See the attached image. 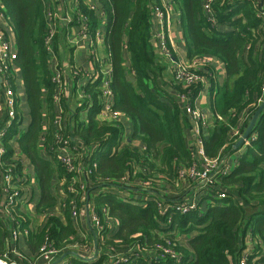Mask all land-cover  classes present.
<instances>
[{"label": "trees", "instance_id": "trees-1", "mask_svg": "<svg viewBox=\"0 0 264 264\" xmlns=\"http://www.w3.org/2000/svg\"><path fill=\"white\" fill-rule=\"evenodd\" d=\"M76 1L80 14L88 19L93 39L102 24L100 18L105 17L104 44L112 64L115 107L127 115L133 129L131 139L139 143L120 147L125 126L121 121L98 118L102 104L99 80L88 84L85 92L90 97L75 102L72 119L74 135L88 148L97 149L89 161L97 162L90 181L91 188L97 189L93 209L102 229L94 239L99 251L96 258L77 256L69 264H264V110L249 143L236 149L240 154L233 168L214 175L212 185L198 188L196 207L182 212V203L189 195L171 196L155 188L169 184L184 191L193 182L188 175H181L193 164L194 147L189 136L190 118L175 93L190 90L194 98L202 85L194 84L186 90L176 84L167 60L153 45L152 12L164 9L161 0ZM204 2L169 0V5L179 14L188 61L214 57L225 66L223 85L212 64L198 72L209 80L215 115L204 137L206 154L214 158L221 152L229 158L237 143L231 138V128L250 114L242 126L245 132L258 109L264 82V19L257 12L256 0H213L211 15L205 12ZM0 5L15 33L14 63L23 77L30 112L28 126H22L23 113L17 107L16 118L4 137L5 154L0 162L5 170L23 176V158L30 161L41 195L37 210L47 214L57 203L52 189L54 177L70 181L55 151L53 127L44 135L49 158L43 157L40 149L43 122H52L55 114L54 84L45 44L47 2L0 0ZM77 17L76 12L75 23ZM89 102L91 107H87ZM85 109L87 119L81 116ZM254 133L257 137L253 140ZM28 184L29 179L20 183L21 193ZM68 191L67 224L48 216L43 228L29 236L38 247L31 259H39L44 243L63 254L75 242L77 231L69 213L74 196ZM183 191L180 194H185ZM76 199L79 207L80 198ZM12 215L15 228L24 231L29 222L18 205L12 207ZM7 236L0 224V252Z\"/></svg>", "mask_w": 264, "mask_h": 264}, {"label": "built area", "instance_id": "built-area-1", "mask_svg": "<svg viewBox=\"0 0 264 264\" xmlns=\"http://www.w3.org/2000/svg\"><path fill=\"white\" fill-rule=\"evenodd\" d=\"M46 2L47 5L45 15L48 24V34L45 39V44L46 49L49 52V68L51 71L52 82L54 84V104L60 105V110L55 111L54 119L52 121V126H54L55 130V145H57L55 151L61 165L66 171V174L70 176V181L64 178L65 184L68 186V192L74 196L73 200L69 203V209L72 216H77L79 209L76 197H82V193L85 196V191L88 189L87 178L89 181L91 173L97 166V162L89 163V161L93 156V153L97 152V149L92 151L90 148L81 143L78 137L74 135L76 127L72 119L74 113V107L72 106L73 101H80L85 97H90V95L85 92V87L88 84L99 80L98 88L101 91L102 104L98 118L107 122H122L124 117H127V115L115 107L116 100L112 88V64L109 54L105 52L106 54L103 55L98 51V41L102 37V33L98 28L95 34V39H93L90 33L88 19L80 14L77 1L74 2L72 11L73 13L77 12V23L80 26V35L87 41V45L91 53L89 60L91 61L93 68L83 69L74 63L68 65V73L71 74V84L73 85L72 93L66 102H61L60 104L61 89L64 87L65 82L64 73H67V69L61 66L59 56L56 55L54 49V37L56 32L55 23L59 18L57 7L54 0H46ZM161 2L164 9L160 10L155 8L154 12L161 21L162 30L159 36L162 53L170 63L169 67L171 73H173L174 82L186 90L194 84H199L202 85L201 91H205L209 86V80L207 77L200 74L198 70L212 64V58L201 57L191 62L183 60L179 57L177 48L170 34L172 9L170 8L169 0H161ZM212 2L213 0H205L204 2V10L209 15H211ZM256 7L258 8L257 12L259 16L264 19V0H256ZM94 8L95 7L93 6V9ZM0 17L6 19L5 22L0 20V75L2 77V89L4 93V99L0 101L1 159V157L5 154L3 141L6 131L16 118L17 107L21 108V106L20 101H18L19 98L16 95V90L13 89L12 81V79H14V85H16L14 62L17 57V47H14L9 38L8 30H10L11 24L3 11L2 5H0ZM62 19L69 21L70 16L66 14L65 17H62ZM210 20L214 23L213 17L211 18L210 16ZM262 29L264 31V24L262 25ZM51 56L53 57V64L50 67ZM95 62H97V66H95ZM198 95L191 98L190 90L175 93L177 101L182 105L183 111H185V113L189 116L193 125L192 143L194 147V161L191 167H189L185 172H181V175H188V177L196 183H198L199 180H203L204 186H200L199 188H204L213 184L214 175L227 173L231 168H233L236 161L231 160L230 157L227 158L226 156H223L221 152L214 158L209 157L206 154L204 137L206 136V131L212 126V122H210L205 111L196 103ZM263 102L264 82L261 87V95L257 101L258 107ZM91 105L92 103L89 102L87 107H91ZM65 112L66 117L64 116ZM81 116L84 117V119H87V109L81 112ZM249 117L250 114H246L241 118L237 125H234L231 128V138L235 139V142L243 136L244 132L242 126L243 123L249 119ZM218 119L224 121L222 116H218ZM44 135L45 133H43L40 145L42 149L47 150V146L45 145L47 136L44 137ZM256 137V133H254L252 135V139L254 140ZM246 143H249L248 139L245 141L244 145H246ZM51 150L53 151V147H51ZM83 151H85L86 154L82 158L80 157L81 161L79 162L77 155ZM22 163L24 164V161ZM199 166L202 168H199ZM23 171V176L16 175L12 169L5 170L4 166L0 162V206L7 208L11 214L12 207L14 205H18L20 200H24L29 197V195L25 197V192L21 193L20 183L29 179L28 175H26L25 168ZM122 181H126V179H122ZM196 198H193L192 202H188L189 199H187L186 202L182 203V212L194 209L196 207ZM165 208L166 207H164V209ZM92 212L91 217L96 240L97 235L101 234L102 225L95 211L93 210ZM19 234V231L15 227L10 230L9 236L6 239V246H4L3 250L0 252V264H24L22 262L23 260H25L28 264H35L36 258L34 260H29L16 248L15 243L18 240ZM61 255V251L49 243H44L39 250V259H44L47 264H51ZM113 258H117V256L113 255ZM116 263L119 262L117 261Z\"/></svg>", "mask_w": 264, "mask_h": 264}, {"label": "crops", "instance_id": "crops-1", "mask_svg": "<svg viewBox=\"0 0 264 264\" xmlns=\"http://www.w3.org/2000/svg\"><path fill=\"white\" fill-rule=\"evenodd\" d=\"M59 18L57 19L56 23L58 26H56V32H55V37H54V49L55 53L57 56H59V60L61 61V66L67 69V73H64V87L61 89V94H60V104L61 102H66L69 98V96L72 93V88L73 85L71 84V74L68 73V65L71 63L77 64L83 69H89L93 68L90 59V49L88 48L87 41L84 40L81 35H80V26L79 24L74 22V13L72 11V6L74 0H54ZM65 8V11L63 12ZM70 13V14H69ZM68 14L70 16V20H64L62 17H65V15ZM105 18V17H104ZM102 19V24L99 27L102 37L98 41V51L99 53L105 55V44H104V35L106 31V22ZM0 20L2 22H5L6 19L0 17ZM152 42L153 45L156 48V51L160 54L162 53V47L160 43V36L159 34L161 33L162 30V25L159 17L155 14V12H152ZM9 33V38L11 42L13 43L14 47L16 48V39H15V33L10 26V30H8ZM170 34L173 39V42L177 48L179 57H181L183 60H188V47L186 43V39L184 36V30L183 26L180 22L179 19V14L176 11H172V16H171V24H170ZM56 37L58 39L57 44H56ZM60 37V39L58 38ZM63 40H61L62 38ZM61 41V42H60ZM57 46V47H56ZM164 56V55H163ZM52 57V56H51ZM127 58V66L129 65V57L128 54H126ZM165 58V57H164ZM166 59V58H165ZM167 60V59H166ZM168 64L170 65L169 61L167 60ZM53 64V57L50 60V67ZM212 66L214 68V72L216 74V77L218 79V82L220 85H223L226 79V70L224 64L217 58H212ZM15 72H16V95L20 100V106H21V111L23 113V125L22 126H28L30 122V112H29V106L27 102V96H26V91H25V85L23 81L22 74L16 66H14ZM1 77V75H0ZM46 94V91H45ZM212 95L209 91V86L205 91H201L197 97V104L205 111L207 114L210 122H214V112L212 110ZM4 99V93L2 89V77H1V82H0V101ZM46 98L44 97V104L47 105V101L45 100ZM75 102L73 101L72 106L75 108ZM54 110H60V105H55L54 104ZM46 113V110H44V114ZM66 117V112L65 115ZM84 118V117H83ZM189 118V117H188ZM191 127H190V138L192 139V122L191 119ZM123 125L125 126V133L123 140L121 142L120 147H123L127 144H132L134 146L138 145L139 142L136 140H132V124L128 117H124L122 120ZM52 126V122L47 121L46 119L43 122V133L47 134L48 129ZM55 131V130H54ZM207 136V134H206ZM18 150V147H16ZM41 153L43 157L49 158L48 150H44L41 148ZM92 151H95V148L91 149ZM86 154L85 151L78 153L77 159L80 157L82 158ZM240 154V153H239ZM24 168L26 175L29 177V184L27 185V188L25 189V197L29 195L26 199L20 200L18 204V209L20 213H23L25 217L27 218L28 226L24 231L19 232V237L17 242L15 243L16 248L19 250L20 253L25 255L29 260H34L31 259L33 258L37 253H38V247L31 242L29 239V236L33 235L34 232L38 231L39 229L43 228L45 223L48 220V216H56L58 217L64 225L67 224V218H66V206H65V200L68 197L67 190L68 186L65 184V177L56 175L53 180V194L56 197V205L52 210H50L49 213L45 212H39L37 210V206L40 203L41 195H40V188L37 182V179L35 177V171H34V166L30 163V161L24 157ZM232 160V159H231ZM81 160H79L80 162ZM87 190L89 192L85 193V196L80 197V206L78 207L79 213L77 216H72L71 212L70 213V219L72 223L74 224L76 228V240L75 242L71 243L68 247V255L64 258V260L60 264H69V262L73 259V257H83V258H94L96 255V244H95V236H94V227H93V222H92V211L93 209V193L95 190L94 188H91L92 183L87 178ZM0 186H1V178H0ZM92 189V190H91ZM94 189V190H93ZM162 190H158L161 193H167L171 196H175L177 194H180L183 189H174L172 186L169 184H164L160 188ZM170 191V192H169ZM78 202V201H77ZM70 203V202H69ZM79 203V202H78ZM0 224L3 225L6 230L7 234L9 236L10 230L13 227H16V221L15 217L10 213V211L5 208L0 206ZM91 225V226H90ZM7 236V237H8ZM7 237L4 238V246H6V239ZM98 250V249H97ZM75 253V254H74ZM65 254V253H63ZM63 254L61 256H63ZM60 256V257H61ZM26 264V263H25ZM35 264H47V262L44 259H37L35 260Z\"/></svg>", "mask_w": 264, "mask_h": 264}, {"label": "water", "instance_id": "water-1", "mask_svg": "<svg viewBox=\"0 0 264 264\" xmlns=\"http://www.w3.org/2000/svg\"><path fill=\"white\" fill-rule=\"evenodd\" d=\"M0 82H1V77H0ZM263 110H264V102L258 107V109L256 110V112L254 113V115H253V117H252V119H251L248 127L246 128L243 136L235 144V146H234L235 149H240L241 146L244 145L245 141L249 138L252 130L254 129L257 121L259 120V117H260L261 112ZM89 192H90V190L88 191V196H89ZM96 254H98V250L97 249H96ZM67 255H68V253L63 254V256L59 257L58 259H56L55 261H53L51 264H60ZM96 256L94 258H96ZM87 259L89 260V258H87Z\"/></svg>", "mask_w": 264, "mask_h": 264}, {"label": "rangeland", "instance_id": "rangeland-1", "mask_svg": "<svg viewBox=\"0 0 264 264\" xmlns=\"http://www.w3.org/2000/svg\"><path fill=\"white\" fill-rule=\"evenodd\" d=\"M65 11V8H64V10H63V12ZM70 14V13H69ZM56 24V26H58L57 25V23H55ZM59 39H60V37H58ZM62 38V37H61ZM61 40H63V38L61 39ZM61 42V41H60ZM239 152L240 151H238V150H234L233 152H232V154H230L229 155V157L233 160V161H236V159H237V157H238V155H239ZM79 160H81V158H79ZM199 168H202L201 166H199ZM205 169H207V168H205ZM204 169V170H205ZM200 171H203V170H200ZM193 181V180H192ZM200 186H204V182H203V180H199V182L198 183H196L195 181H193L192 182V184L191 185H189L188 184V187L186 188V189H184V191L183 192H185V194H177V195H179V196H183V197H185L186 195H189L190 197H188L187 199H189L188 200V202H192V200H193V198H196V196H197V193H198V188L200 187ZM175 187H176V189H178L179 190V186L178 185H175ZM161 187H157V188H155L156 190H162V189H160ZM66 190H67V188H66ZM68 191V190H67ZM162 192V191H161ZM85 193H88V190H86L85 191ZM67 194H69V193H67ZM84 196V194L82 193V197ZM79 198H80V196H79ZM190 204V203H189ZM189 208H192V207H189ZM180 240L183 242L184 240H185V238L183 237L182 239L180 238Z\"/></svg>", "mask_w": 264, "mask_h": 264}]
</instances>
